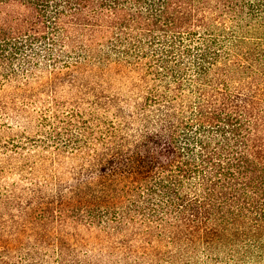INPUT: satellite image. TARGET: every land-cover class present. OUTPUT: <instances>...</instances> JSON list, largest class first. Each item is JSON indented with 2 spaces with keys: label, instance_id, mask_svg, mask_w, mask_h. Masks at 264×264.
<instances>
[{
  "label": "trees",
  "instance_id": "trees-1",
  "mask_svg": "<svg viewBox=\"0 0 264 264\" xmlns=\"http://www.w3.org/2000/svg\"><path fill=\"white\" fill-rule=\"evenodd\" d=\"M0 264H264V0H0Z\"/></svg>",
  "mask_w": 264,
  "mask_h": 264
}]
</instances>
